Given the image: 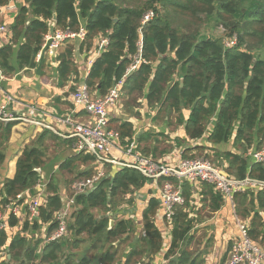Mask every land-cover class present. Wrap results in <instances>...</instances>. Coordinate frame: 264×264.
Returning a JSON list of instances; mask_svg holds the SVG:
<instances>
[{"label": "trees", "instance_id": "obj_1", "mask_svg": "<svg viewBox=\"0 0 264 264\" xmlns=\"http://www.w3.org/2000/svg\"><path fill=\"white\" fill-rule=\"evenodd\" d=\"M139 1L143 3L23 0L10 39L0 48V67L7 75L16 72L13 61L18 48V68H35L36 55L52 28L79 31L84 26L88 34L79 47L86 57L94 51L100 36L110 37L109 47L92 65L85 81L92 94L104 98L127 74L138 53L142 18L146 12L154 11V20L142 34L146 63L125 78L122 90L125 111L143 106L144 102L149 109L158 110L155 121L161 119L168 126L181 127L188 140L199 143L208 135L207 145L194 148H185L183 139L178 138V147L184 148V159H195L194 155L200 152L231 178L249 177L264 182V164H254L247 156L249 150L254 147L257 151L264 143V0ZM8 3L9 0H0V10ZM216 27L223 28L225 34L212 33ZM226 39H236V45L228 48ZM76 47L68 43L58 56L59 87L73 81L71 93L76 90L80 75L74 57ZM175 114L176 123L173 122ZM15 124L0 122V173L7 164ZM109 127L120 133L123 146L134 141L136 131L132 123L113 120ZM48 134H41L25 147L14 179L4 181V204L16 202L20 194L32 192L39 185V169L44 168L49 159ZM156 134L149 132L140 138L138 150L162 161L173 149H159V138L165 135ZM231 141L237 152L215 148ZM95 162L94 156L79 154L60 167L62 175L73 177L71 181L66 179V193L76 202L75 212L68 221L69 237L47 242L26 234L38 232L44 224H49V238L58 228L55 216L65 204L53 177L48 184V198L40 208V220L25 222L22 231L14 235L0 230V254H6L0 264H147L146 258L162 253L164 236L157 225L162 202L153 197L143 212L144 234L139 246L121 262L115 244L119 242L121 246L136 232V226L130 219H118L110 229V214L118 212L123 204H132L135 192L147 185V179L135 170L118 169L110 178H104L94 191L76 195L73 183L94 177L96 172L92 165ZM181 186L185 204L176 210L171 246L165 259L170 260V264H205L207 250L190 248L196 240L195 226L202 221L199 215L192 216L195 211L190 200L193 186L188 181H183ZM203 189L202 210H208L205 220L221 210L225 201L211 185L204 183ZM234 200L237 216L250 220V236L264 249V189L249 188L235 195ZM8 223L10 228L17 227L19 220L10 215ZM87 242L91 245L80 251L81 245Z\"/></svg>", "mask_w": 264, "mask_h": 264}, {"label": "built area", "instance_id": "obj_2", "mask_svg": "<svg viewBox=\"0 0 264 264\" xmlns=\"http://www.w3.org/2000/svg\"><path fill=\"white\" fill-rule=\"evenodd\" d=\"M10 10H15L14 0H9ZM155 18L154 11H148L142 18V27L140 28L141 39L138 42V53L133 58L130 67L127 69V74L118 84H116L109 94L102 98L95 96L90 91L86 82L79 84L76 90L72 93L73 104L81 109H84L89 115L95 118V122H79L72 116H59L58 114L46 111L33 104H25L13 97H8V104L19 103L23 114H15L10 111L9 106L0 102V122H14L16 124H33L44 129L55 131V128L48 124L41 123L40 118L49 117L58 126L66 128L76 141L78 153L83 155L94 156L95 164L104 166L111 164L119 169H132L139 172L145 179L156 185L160 192V200L162 202V218L170 227L173 226L176 210L185 204V196L182 190V182L190 183H206L214 188V191L220 194L224 201L229 203L236 211L234 197L237 194L244 193L249 188L258 190L264 189V182L250 179L247 177L244 180H238L229 177L225 172L214 166L205 158H195L185 160L180 163H170L166 161H158L151 157L143 155L138 150V145L132 141L129 146H123L121 135L115 129L109 127L111 121V109L121 101L123 95V87L125 78L136 72L139 67L146 63L143 59V39L142 34L144 28L148 26ZM223 30V28H221ZM225 31V30H223ZM87 30L84 26L79 31L62 30L52 28L45 35L41 50L36 55V63L44 61L48 56L53 59L57 56L59 49L68 43L74 41L83 42L87 37ZM0 36H11V31L7 26H0ZM226 46L232 48L236 45V39L225 40ZM110 45L109 36H100L96 42L92 56L88 59V76L92 65L97 58ZM2 70L0 68V74ZM116 151L119 156H113L112 152ZM254 164H264V143L259 150L251 151L248 154ZM96 175L90 179L76 181L73 186V192L77 194L89 193L96 185L104 178L105 172L102 167L95 169ZM175 182H178L176 184ZM20 196V195H19ZM19 196L17 201H19ZM6 206L0 209V230L9 229L8 218L10 215H18V203ZM40 198H35L29 208V222L40 220L41 216ZM76 205L75 198H69L64 209L56 213L55 219L58 223V228L53 234L47 238V242L62 240L68 235V220L71 215V210ZM236 214V213H235ZM236 221L239 230V236L234 240L231 246L229 257L225 264H264V249L256 244L250 236V223L240 219L236 215ZM166 254V253H165ZM158 264H170V260L165 259Z\"/></svg>", "mask_w": 264, "mask_h": 264}, {"label": "crops", "instance_id": "obj_3", "mask_svg": "<svg viewBox=\"0 0 264 264\" xmlns=\"http://www.w3.org/2000/svg\"><path fill=\"white\" fill-rule=\"evenodd\" d=\"M14 4H15L14 6L15 10H10L8 8V5L10 4H8L7 6H5L0 10V26L9 27L10 31L12 25L15 22V18L19 12L20 6L23 4V0H14ZM9 39H10L9 36L7 37L0 36V48L4 47L8 43ZM72 44L77 45L76 47L77 51L74 57L80 75L79 78L77 79L79 80L78 81L79 83H75V85L76 84L79 85L84 83L86 81V78L88 77L87 63H88V59L92 56L93 52H91V54L86 57V53L80 52L79 46L80 44H82L81 41H74L72 42ZM64 46L61 49H59V52L55 58L50 59L48 56H46L44 61L41 63H36L35 61L37 65L35 68H30V69L27 68L24 70H20L18 68L16 61V54L18 52V48H16L15 59L13 61V65L16 68V72L13 75H7L4 73V71H2L0 74V102L7 104L9 106L10 111L18 115L23 114L20 105L19 103L16 102L15 103L10 102L8 104L7 98L9 96L25 104H33L46 111L54 112L59 116H72L74 119H76L79 122L94 123L95 118L89 115L84 109L78 108L73 104L72 93L70 92V87L72 86L73 81L72 82L70 81L65 87H59L58 68L60 62L58 60V56L64 50ZM94 95L96 96V94ZM143 105L145 106V108H147L146 109L147 116L145 117L147 118V121H141L140 119H138V117H136L135 114H128L125 111L124 105L121 103V101L116 105V107H114L110 111L111 121L113 120L128 121L134 125L136 131L134 142L137 145L139 139L145 137L149 132L155 134L164 133V135H167V133L165 134V132H163L165 131L164 130L165 127H162L160 130L150 129L153 128L152 127L153 120L157 116L158 110L150 111L151 109H149L148 106L144 104V102ZM150 112H152V114ZM40 119L42 120L41 123L48 124L54 127L56 133L54 131L44 129L43 127L33 124L30 125L29 124L25 125L20 123L15 124L10 140V148L7 155V164L3 167L0 173V209H3L6 206L15 204V202L10 204L3 203L5 199V195L3 194L4 181L7 179L9 180L14 179L16 175L17 162L21 157V155L23 154L25 147L31 144L33 141H35L41 134L45 132H49L48 140L46 141V143L50 148L49 152L53 150L54 154H52V157L49 156L48 163L44 166V168L39 169V173H41V181L39 185L36 186L34 191L32 192L28 191L23 194H20L19 201H17L18 215L16 216L17 219L19 220V225L13 228H10L8 226L9 227L8 233L11 235H14L17 232H21L24 223L29 221L28 219L29 208L32 203V200H34L35 198H40L41 203L46 202V199L48 198V184L51 182L53 177L56 178L57 184L61 189L64 204L66 205L69 200V196L67 195L65 189L66 179L63 177L62 173L60 172V167L67 160H70L80 154L78 153L76 148V141L69 133V130H66V128L64 127L58 126L49 117H45L43 119L40 118ZM181 133L182 135H180L179 138L183 139L184 143L186 144L185 148H188L189 146L194 148L198 145L208 144L207 142L208 135L205 136V138L201 140L199 143H196L195 141L192 140L190 141L187 138H185V134H183V130H181L180 134ZM177 139L178 138L174 139L173 141H176ZM159 140H161V137L159 138ZM152 144L153 146H155L156 142H153ZM227 144L220 145L215 148L221 149L222 151H226L225 146ZM183 149L184 148L181 147L180 151L176 150L164 155V158H161L162 161L176 164L185 160H190V159H184L185 154ZM251 151H255V148L253 147L251 150H249V153ZM112 154L115 157L119 156V154L116 151H113ZM92 167L94 168V171L96 168L102 167V169L105 172V178H110L119 169L118 167H115L111 164H104V166H100L94 163ZM82 168L84 169L85 167L82 166ZM98 185H96L92 191H94ZM191 185L193 187H191L192 192H191L190 200H191V205L195 206V211L192 216L199 215L200 218H202V221L197 223V225L200 226L207 225L206 226L207 228L206 230H208L207 232L211 231L212 234L217 235L216 249L214 252L211 253L208 252V255L205 258V264H225L229 257L231 246L233 245L234 240H236L237 237L239 236V230L236 221L237 213L236 211L234 212L231 205L225 201L224 204L222 205L221 210H219L216 213H213L211 220H208V218L203 220L204 216L200 214V211L202 210L203 207L202 200H203V194L205 193V190L203 189L204 183H191ZM134 196H135L134 202L132 204H128L125 210L122 211L118 210V212L110 214L111 220H114L115 224L118 219H130L133 222V224L136 226L137 237H135L134 240H131L127 243L128 248L127 249L124 248L125 250L121 262L125 260L126 256H128V254L132 251L133 248L139 246L140 239L138 237L141 238L144 234L143 212L148 207V203L151 198L156 197L160 199V192L153 182L147 180V185L142 190L136 191ZM74 212H75V207L72 208L71 210V215L69 217V220ZM245 221H248L250 223V220H245ZM157 225L161 229L164 236V248L162 250V253H160L158 256L152 259L151 257L148 258L150 261L148 263L151 264H158L164 261V255L169 250L172 241L173 226L170 227L166 222L163 221L162 210L157 215ZM48 229H49V224L48 225L44 224L40 229V231L32 234L29 233L26 234L27 237L29 238L33 237L36 240L43 239L44 241H47ZM88 247L89 245H85L83 251L86 250Z\"/></svg>", "mask_w": 264, "mask_h": 264}, {"label": "rangeland", "instance_id": "obj_4", "mask_svg": "<svg viewBox=\"0 0 264 264\" xmlns=\"http://www.w3.org/2000/svg\"><path fill=\"white\" fill-rule=\"evenodd\" d=\"M119 1V3L121 2V3H125V4H131V5H137V4H139V3H143L142 1H139V0H118ZM224 30V29H223ZM221 28H218V27H216L213 31H212V33H214V34H216V35H218V34H220V35H224L225 33H224V31H223ZM207 33H211L210 31H207ZM65 46H67V44L65 45ZM64 46V49L66 48ZM121 103L123 104L124 103V100L122 99L121 100ZM146 109L147 108H145V106L143 105V106H139V107H137V108H135V109H132L130 112H128V114H135L136 115V117H138V119H140L141 121H147V118H145L146 116H147V114H146ZM150 111H153V110H150ZM151 114H152V112H150ZM177 118V116H176V114L173 116V122L174 123H176V121H175V119ZM152 127L153 128H150V129H161L162 127H165V131H163V132H165V134L167 133V135H165L164 137H161V140L159 141V146H158V148L160 149L161 148V150H164V149H173V151H180V148L178 147V144H177V141H173L174 139H176V138H179L180 137V135H182V133L180 134V132H181V130H182V128L181 127H176L175 126V124H172V125H167L166 123H164V121L163 120H157V121H155V119L153 120V124H152ZM177 135V136H176ZM156 145V144H155ZM225 150L226 151H233V152H237V150L234 148V146H233V142H230V143H228L226 146H225ZM199 154H196V155H194L196 158H205L204 157V155L203 154H200V152H198ZM205 153H207V152H205ZM208 153H210V154H213V153H211V152H208ZM52 154H54L53 153V150L52 151H50L49 152V156L50 157H52ZM159 154V153H158ZM248 154H249V152L247 153V156H248ZM63 177L65 178V179H68L69 181H71L72 179H73V177H71V176H69V175H63ZM75 180H76V176H75ZM77 181V180H76ZM75 181V182H76ZM78 181H80V180H78ZM74 182V181H73ZM72 182V183H73ZM74 182V183H75ZM73 183V184H74ZM65 189L66 190H68V187H67V181H66V184H65ZM127 207V205L126 204H123L120 208H119V210L120 211H122V210H125V208ZM201 214H202V216H204L205 214V216H208L207 214H208V210L207 209H203L202 210V212H201ZM211 218H212V216H209L208 217V220H211ZM208 220H207V222H208ZM210 223V222H209ZM136 224V223H135ZM206 226L207 225H197L196 224V226H195V229H194V231H193V233L194 232H196V233H194L193 235H194V238L196 239L195 240V242L191 245V249H198L199 248V250L202 252V251H206L207 250V252H209V253H211V252H214L215 251V249H216V246H217V243H216V238H217V235H215V234H212L211 233V231L210 232H207L208 230H206L207 228H206ZM131 235V236H130ZM129 236V239L128 240H126L121 246H119V243L118 242H116V244H115V246L117 247V248H119V258L120 259H122V256H123V254H124V250L125 249H127L128 248V242L129 241H131V240H134L135 239V237H137L136 236V232L134 231L133 233H131ZM210 236H212V237H210ZM69 236H67L66 238H68ZM65 238V239H66ZM139 239H140V237H138ZM65 239H63V240H65ZM125 239H126V237H125ZM138 239V240H139ZM264 244V243H263ZM85 245H91V243H86V244H82L81 245V247H80V251H83V249H84V246ZM125 248V249H124ZM90 256H92V253H90ZM6 259V254L5 253H2V254H0V263L3 261V260H5ZM145 261H147L146 263L148 264V262H150L149 261V259L148 258H146V260Z\"/></svg>", "mask_w": 264, "mask_h": 264}, {"label": "water", "instance_id": "obj_5", "mask_svg": "<svg viewBox=\"0 0 264 264\" xmlns=\"http://www.w3.org/2000/svg\"><path fill=\"white\" fill-rule=\"evenodd\" d=\"M54 20H56V16H54ZM114 224H115V221L114 220H111V222H110V228H112L114 226ZM9 258H11V257L9 256ZM175 261H178V258L177 257L175 258Z\"/></svg>", "mask_w": 264, "mask_h": 264}]
</instances>
